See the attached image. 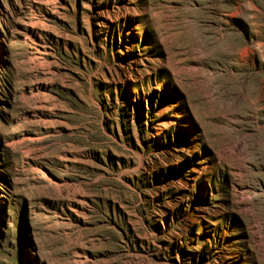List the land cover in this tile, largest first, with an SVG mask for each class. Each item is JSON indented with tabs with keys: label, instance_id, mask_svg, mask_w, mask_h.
<instances>
[{
	"label": "rangeland",
	"instance_id": "obj_1",
	"mask_svg": "<svg viewBox=\"0 0 264 264\" xmlns=\"http://www.w3.org/2000/svg\"><path fill=\"white\" fill-rule=\"evenodd\" d=\"M0 264H264V0H0Z\"/></svg>",
	"mask_w": 264,
	"mask_h": 264
},
{
	"label": "bare ground",
	"instance_id": "obj_2",
	"mask_svg": "<svg viewBox=\"0 0 264 264\" xmlns=\"http://www.w3.org/2000/svg\"><path fill=\"white\" fill-rule=\"evenodd\" d=\"M236 144H238V143H236ZM236 144H235V145H236ZM235 145H234V146H235ZM229 146H230V145H229ZM229 146H227V148H228ZM240 146H242V145L239 144V148H240ZM230 147H231V146H230ZM230 147H229V148H230ZM237 147H238V145H236L235 148H237ZM243 148H244V147H243ZM224 149H225V148H224ZM230 149H231V148H230ZM241 149H242V148H241ZM233 150H235V149H233ZM233 150H232L231 152H233ZM226 151H227V150H226ZM227 152H229V151H227ZM227 152H226V153H227ZM231 152H230V153H231ZM235 152H236V151H235ZM235 152H234V153H235ZM239 152H240V150H239ZM234 153H232V154H234ZM236 154H237V153H236ZM238 154H239V153H238ZM241 154H242V152H241ZM222 156H223V155H222ZM217 157H218V156H217ZM224 157H225V156H224ZM220 160H221V157H220ZM242 199H243V198H242Z\"/></svg>",
	"mask_w": 264,
	"mask_h": 264
}]
</instances>
